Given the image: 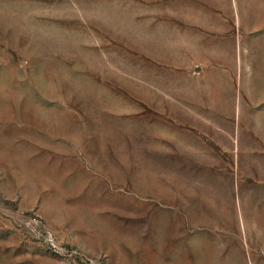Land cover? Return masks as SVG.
Returning a JSON list of instances; mask_svg holds the SVG:
<instances>
[{
  "label": "rangeland",
  "instance_id": "1",
  "mask_svg": "<svg viewBox=\"0 0 264 264\" xmlns=\"http://www.w3.org/2000/svg\"><path fill=\"white\" fill-rule=\"evenodd\" d=\"M0 264H264V0H0Z\"/></svg>",
  "mask_w": 264,
  "mask_h": 264
}]
</instances>
